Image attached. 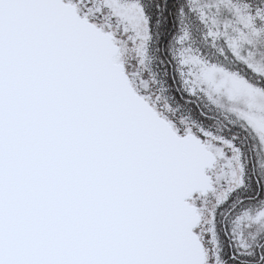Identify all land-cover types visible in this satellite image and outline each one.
Returning a JSON list of instances; mask_svg holds the SVG:
<instances>
[{
	"label": "snow or ice",
	"instance_id": "1",
	"mask_svg": "<svg viewBox=\"0 0 264 264\" xmlns=\"http://www.w3.org/2000/svg\"><path fill=\"white\" fill-rule=\"evenodd\" d=\"M0 264H264V0H0Z\"/></svg>",
	"mask_w": 264,
	"mask_h": 264
}]
</instances>
